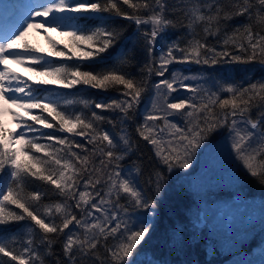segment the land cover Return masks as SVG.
Returning a JSON list of instances; mask_svg holds the SVG:
<instances>
[{"label":"snow or ice","instance_id":"snow-or-ice-1","mask_svg":"<svg viewBox=\"0 0 264 264\" xmlns=\"http://www.w3.org/2000/svg\"><path fill=\"white\" fill-rule=\"evenodd\" d=\"M121 5H127L131 11ZM169 11L179 14L181 19L177 23L187 21L193 38L186 47L178 42L165 45L166 51L161 52L158 60L152 59L158 40L169 27H175L168 18ZM29 16L33 19L25 22L23 30L0 40V66H3L0 67V115H10L15 123L11 130L0 124V227L21 221L31 224L26 226V239L0 240V254L8 258L6 262L0 260V264H46L44 256L54 255L56 243L62 245L64 257L56 259V264H134L136 252L152 229L147 220L130 226V212L155 209L165 172L189 169L196 150L221 129L228 132L235 159L251 177L259 178L264 184V81L221 87L219 92L227 94L221 98L218 91L183 83L189 77L182 80L176 72L172 73V79L163 78L173 62L264 65V0H175L171 7L167 0H46ZM234 17H246L248 22L233 29L231 34L225 32V50L216 51L196 38L197 27L202 28L206 40L207 36H217L222 26ZM116 19L136 25L138 38L144 41L149 56L145 69L150 75L162 77L154 84L156 96L151 108L146 109L143 123L136 127V133L153 147L158 165L162 166L149 176L147 192L139 187L132 171L125 173L120 167V161L132 151L127 131L121 127L117 140L97 122L107 119L115 128L117 121L123 125L130 120L148 80L137 81L118 68L97 73L83 70L81 64H56L40 54L41 49L24 40L32 29L45 33L50 29H67L62 34L70 38L71 56L50 40L53 50L47 56L93 60L120 39L121 32L112 27ZM230 42L244 55L228 51L226 46ZM176 52L181 55L176 56ZM9 61L44 79L32 80L13 72L8 67ZM49 85L64 89L86 85L104 90L123 86L125 99L94 104L95 109L119 113L116 119L106 118L97 111L88 117L83 111H66L77 102L89 108L87 100L64 99L61 103L59 99L37 95ZM177 86L192 95L172 102L170 94L177 91ZM33 110L41 114H33ZM253 110L257 112L255 117ZM176 116L181 117L183 126L169 119ZM35 125L44 129L58 126L59 131L81 140L46 134ZM166 130L168 139L164 138ZM41 138L54 143L42 144ZM258 157L262 162L259 171L253 165ZM135 172L138 174L139 170ZM29 178L51 185L62 201L43 206L41 211L40 201L45 193L26 191ZM10 205L20 211L12 210ZM13 244L18 247H12Z\"/></svg>","mask_w":264,"mask_h":264},{"label":"trees","instance_id":"trees-1","mask_svg":"<svg viewBox=\"0 0 264 264\" xmlns=\"http://www.w3.org/2000/svg\"><path fill=\"white\" fill-rule=\"evenodd\" d=\"M0 2L4 6L18 5L20 8L25 6L21 4V0H1ZM167 3L171 7L175 0H167ZM121 7L126 11H131L127 5H121ZM25 8L28 7L25 6ZM2 11L8 15L13 10L8 7ZM167 15L169 19L173 20L175 27H169L163 37L158 40L152 59L158 60L161 52L166 51L165 45L171 42H178L181 47H186L188 40L193 38L186 26L187 21H184L183 24L177 23L181 17L172 11H169ZM247 22L246 17H234L222 26V31L217 36H207L206 40L202 28L197 27L196 32L199 35L196 38L206 42L209 47H215L216 51H222L225 50L223 43L225 32L231 34L233 29L241 27ZM112 27L117 28L121 32L120 39L107 52L101 54L100 57L84 61L73 57L71 60H55V62L67 65L81 64L83 70H91L97 73L118 68L121 72L129 74L137 81L144 78L148 80V86L142 94L141 102L135 108L130 120L123 125L117 121L115 128L107 123V119L97 122L101 128L107 129L112 133L117 140L121 134V127L127 131L132 143V151L120 161V167L125 173L132 171L136 175L139 187L147 192L148 185L146 182L149 176L158 167L162 168V166L158 165L153 147L143 141L136 133V127L143 123L146 109L151 108V101L156 96L154 84L162 77H158L154 73L150 75L145 69L144 66L148 63L149 56L144 41L138 38L136 25L130 21L116 19ZM226 47L228 51L234 54L244 55L231 42ZM175 55L180 56L181 53L176 52ZM121 60L127 62L121 64ZM173 72L180 74L182 80L183 77H189V79L183 80L185 84L193 87L199 85L201 88L218 92L221 87L229 84L247 86L249 82L264 81V65L258 62L249 64L225 62L217 65L173 62L168 65V71L163 78L172 79ZM46 89L38 92L37 95L59 99L61 103H63L64 99L89 101L90 106L87 109L78 102L69 105L66 109L69 113L83 111L88 117H91L92 111H97L98 114L106 118L116 119L120 115L119 113L95 109L94 104L110 103L112 100L125 99L122 95L123 86H116L106 90L94 89L86 85H78L73 89H64L62 87H46ZM219 94L221 98H225L227 95L223 92H219ZM170 95L172 102H174L176 98L191 96L192 93L177 86V91L172 92ZM34 111L40 113L39 110ZM252 114L255 117L257 115L256 110H253ZM43 115L47 116V113H43ZM48 119L49 122L54 123L51 117H48ZM169 119L173 123L183 126L181 117H169ZM28 123L32 122L28 121ZM157 123L163 126L162 121ZM35 127L46 134L61 137L68 136L76 141L81 140L78 136L59 131L58 126L54 129H44L41 125H35ZM36 135H39V133H36ZM164 138H170L168 130L165 131ZM39 142L42 144L54 143L43 138ZM88 147L91 148L92 145H88ZM73 150L80 151L79 149ZM36 155L42 156L43 154L36 153ZM253 165L258 171L261 170L262 162L259 157L253 161ZM137 169L139 170L138 174L135 172ZM29 180L31 181V178ZM32 190H39L45 193L40 201L41 211H43V206L61 202L63 199L54 194L56 190L51 185L40 181H31L28 184L26 191ZM204 193L209 197H220L221 200L231 196H239L243 200L264 203V184L260 183L259 178L251 177L243 169L241 162L235 159L234 154L230 150V140L226 129L213 133L196 150L189 169H174L173 172H165L161 192L156 196L157 207L155 209L150 211L138 209L135 212H130V226L133 222L147 220L152 229L150 235L136 252L134 264H230L236 256L251 255L264 249V226L259 230L262 234L252 232L251 236L240 239L241 244L237 246L236 252H226L211 238H207L205 233L201 234L193 223L192 213L193 208L197 206L198 200L203 198ZM148 194L152 195V193ZM121 203H123V200ZM8 207L17 212L20 211L15 209L14 206L10 205ZM57 223H59L58 219ZM30 224V221H21L18 224L8 225L6 228L0 227V240H11L13 238L19 240L21 237L26 239L27 236L24 235L26 226ZM65 231L67 232L68 230L66 229ZM35 232L39 233V229H35ZM12 247H18V245L13 244ZM53 253L54 255L52 256H44L46 264H56V259H64L60 243L53 245ZM0 260L6 262L8 258L2 257V254H0ZM12 264H15V262H12Z\"/></svg>","mask_w":264,"mask_h":264},{"label":"rangeland","instance_id":"rangeland-1","mask_svg":"<svg viewBox=\"0 0 264 264\" xmlns=\"http://www.w3.org/2000/svg\"><path fill=\"white\" fill-rule=\"evenodd\" d=\"M23 4L28 7L29 10L20 11L15 15L21 25L17 28L14 24L5 25L4 18L11 16L6 15V8L10 7L14 10L13 6L2 5L0 6V40L5 37L12 36L18 30H23L26 27V21L33 19L29 16V13L39 4H43L46 0H21ZM18 8V6H15ZM23 9V8H22ZM67 29H50L46 33L43 30H30L24 37V40L32 47L41 49L42 55H45L47 59L53 62L68 60L66 58L50 57L47 54L52 51L49 40L57 45L58 49L64 50L69 56H71V44L70 38L63 35L62 32ZM47 37V39H46ZM69 45V47H65ZM83 47V46H82ZM58 64V62H55ZM3 67V66H0ZM8 67L15 73L22 75L23 77H31L32 80L44 79V77H37L30 73L26 67H22L18 64L8 62ZM61 87L60 85H49V87ZM33 114L40 115L41 113L35 112ZM1 124L7 129L11 130L15 128V123L12 117L8 114L0 115ZM201 195V194H200ZM228 197V196H223ZM197 206L193 208L192 220L196 228L200 230V233H205V236L211 238L217 245L224 249L226 252H236L237 246L241 244L240 239L247 236H251L252 232L261 233L264 226V203L253 200L241 199L239 196L228 197L221 200L220 197H209L204 193L203 198H200L196 203ZM260 224V226H258ZM262 234V233H261ZM230 264H264V249H261L257 253L251 255H240L233 258Z\"/></svg>","mask_w":264,"mask_h":264}]
</instances>
